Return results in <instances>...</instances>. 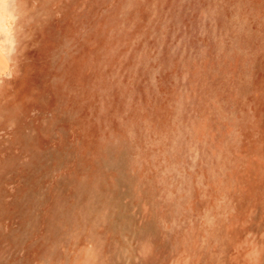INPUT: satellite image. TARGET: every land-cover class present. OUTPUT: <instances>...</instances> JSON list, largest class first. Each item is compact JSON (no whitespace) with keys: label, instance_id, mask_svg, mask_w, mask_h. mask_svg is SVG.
<instances>
[{"label":"rangeland","instance_id":"obj_1","mask_svg":"<svg viewBox=\"0 0 264 264\" xmlns=\"http://www.w3.org/2000/svg\"><path fill=\"white\" fill-rule=\"evenodd\" d=\"M37 2L0 38V264H234L264 232V0Z\"/></svg>","mask_w":264,"mask_h":264},{"label":"clouds","instance_id":"obj_2","mask_svg":"<svg viewBox=\"0 0 264 264\" xmlns=\"http://www.w3.org/2000/svg\"><path fill=\"white\" fill-rule=\"evenodd\" d=\"M41 4L37 0H0V26H2L3 40L15 39L17 47L27 32L38 26L43 17L39 9ZM10 48L8 46L7 59L8 68L15 74L17 62L15 56L9 57ZM11 79L9 74L0 76V82ZM249 243V250L246 253L237 254L233 257L234 264H264V232L258 236L249 233L244 237Z\"/></svg>","mask_w":264,"mask_h":264}]
</instances>
